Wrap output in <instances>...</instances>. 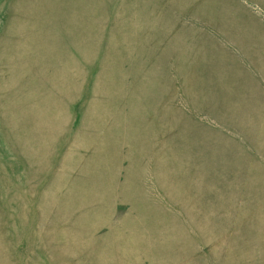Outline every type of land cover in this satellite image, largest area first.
Masks as SVG:
<instances>
[{
  "label": "rangeland",
  "instance_id": "rangeland-1",
  "mask_svg": "<svg viewBox=\"0 0 264 264\" xmlns=\"http://www.w3.org/2000/svg\"><path fill=\"white\" fill-rule=\"evenodd\" d=\"M0 264H264V0H0Z\"/></svg>",
  "mask_w": 264,
  "mask_h": 264
}]
</instances>
